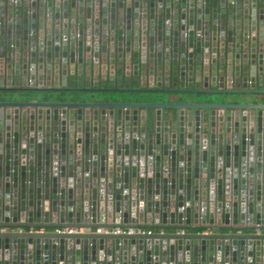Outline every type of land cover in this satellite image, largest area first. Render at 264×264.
Here are the masks:
<instances>
[{
  "label": "water",
  "instance_id": "water-1",
  "mask_svg": "<svg viewBox=\"0 0 264 264\" xmlns=\"http://www.w3.org/2000/svg\"><path fill=\"white\" fill-rule=\"evenodd\" d=\"M0 264H264V0H0Z\"/></svg>",
  "mask_w": 264,
  "mask_h": 264
},
{
  "label": "crops",
  "instance_id": "crops-1",
  "mask_svg": "<svg viewBox=\"0 0 264 264\" xmlns=\"http://www.w3.org/2000/svg\"><path fill=\"white\" fill-rule=\"evenodd\" d=\"M116 84L118 85L117 87L118 88H143L142 87V83L141 81H139V79L137 77H131L130 78V81H129V84L127 83H122V84H119V83H116L115 81L114 82H110L109 85L107 87H115ZM103 87H106V85H103ZM135 95V94H133ZM136 98H142L143 100H149V99H155V98H162V99H169V100H175L177 99L178 97H180L179 95L177 94H172V95H165V96H162V95H158V96H155V95H144V94H141V95H135ZM137 226L138 228L140 229L141 233H148L149 231H151L152 233H171V232H174L172 230H168V229H162V228H153V227H150L152 226L154 223H143V221L137 219ZM183 230H181L182 232ZM187 233H200L201 231H203L205 234L206 233H215L216 231H213L211 229H208L206 228L205 230H185ZM38 232H44L43 230H39ZM47 232V231H46ZM76 232V231H74ZM77 232H85L84 230H79ZM92 232H95V230H93Z\"/></svg>",
  "mask_w": 264,
  "mask_h": 264
},
{
  "label": "built area",
  "instance_id": "built-area-1",
  "mask_svg": "<svg viewBox=\"0 0 264 264\" xmlns=\"http://www.w3.org/2000/svg\"><path fill=\"white\" fill-rule=\"evenodd\" d=\"M74 230H68L69 233L73 232ZM97 233L99 234H106V235H121V234H136V233H141L140 229L138 227H131L128 226L126 228L114 226V227H106L102 229H97ZM151 234V231L148 232Z\"/></svg>",
  "mask_w": 264,
  "mask_h": 264
}]
</instances>
